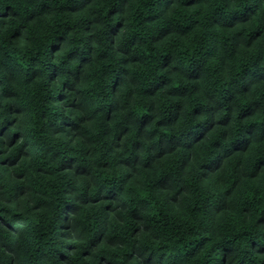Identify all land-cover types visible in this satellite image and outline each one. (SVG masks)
Returning a JSON list of instances; mask_svg holds the SVG:
<instances>
[{
  "label": "trees",
  "instance_id": "16d2710c",
  "mask_svg": "<svg viewBox=\"0 0 264 264\" xmlns=\"http://www.w3.org/2000/svg\"><path fill=\"white\" fill-rule=\"evenodd\" d=\"M236 4L0 0V29L9 28L7 40L0 42V67L10 74L17 66L29 69L42 56L52 58L24 81L42 101L31 127L41 137L74 133L78 142L86 133L84 143L95 145L85 151L23 140L22 132L12 131L23 114L18 104H9L0 120V136L11 131L10 139L0 141L7 144L0 148V193H10L9 203L39 191L32 183H12L11 172L4 174L37 148L39 158L17 171L16 181L43 178L55 186L59 180L67 185L61 189L65 193L74 177L102 181L94 197L85 189L81 203L98 209L103 222L86 247L68 244L62 261L79 249V257L91 264L88 258L104 246L107 254L96 264H153L158 257L175 264L181 255L199 264H232L230 258H238L236 264H264V10L257 0ZM87 9L91 16L79 15ZM45 18L40 32L28 35ZM97 24L102 25L98 33L90 34ZM20 39L25 48L31 42L26 57L8 47ZM129 83L142 87L130 89L123 103L109 99ZM4 94L18 95L7 89ZM69 100L75 117L53 109ZM82 107L91 114H79ZM110 132L112 138L105 139ZM146 135L154 145L143 143ZM162 141L167 149L153 155ZM93 153L97 159L85 163L83 157ZM141 159L144 180L130 188L133 172L124 170L139 173L135 166ZM115 168L120 171H109ZM68 173L72 177L66 179ZM169 191L175 195L169 197ZM127 192L136 193L131 202L124 198ZM47 203L37 199L32 205L34 223L39 224ZM61 204V212L69 209V201ZM171 205H179L184 231L174 224ZM71 210L78 212L80 206L72 204ZM11 211L0 207L5 214ZM208 217L216 225L212 234L201 224ZM0 223L16 230L7 215L0 216Z\"/></svg>",
  "mask_w": 264,
  "mask_h": 264
},
{
  "label": "clouds",
  "instance_id": "9594fccd",
  "mask_svg": "<svg viewBox=\"0 0 264 264\" xmlns=\"http://www.w3.org/2000/svg\"><path fill=\"white\" fill-rule=\"evenodd\" d=\"M63 2V0H61ZM257 4L264 10V0H257ZM109 7L111 5H108ZM230 7H237L236 0H229ZM92 7H97L93 5ZM80 16H91V9L85 10V12L80 13ZM99 15V13H97ZM61 17H58L60 19ZM71 22V16H67ZM119 17H117L118 19ZM20 21H16L19 23ZM45 21L39 22L34 25L32 31L28 35H35L40 32L41 26ZM102 25H95L92 29V33L97 34L98 30ZM9 33V28L0 29V42L7 40ZM95 43V41H93ZM31 42H29L28 48L24 47V40H16L9 42L8 47L19 53L20 56H27L30 54ZM119 46V41L117 43ZM114 51V50H113ZM119 56V54H116ZM4 59L0 56V60ZM51 57L42 56L40 61L32 65L29 69L17 66L11 73L4 71L3 67H0V120H3L7 116V107L9 104H18L22 107L23 114L17 118V125L12 131H20L23 135V140H28L30 142H37L43 139L46 142L56 145L57 147L63 148H83L85 151L90 148H94L95 145L92 143H84L87 140V134H81V140L78 142L74 139L75 134L72 135H62V136H52L49 132L46 136H38V130L31 127L32 124V113L36 111L42 101L39 97H34L31 94V90L25 86V79L32 70L43 69V67L51 61ZM56 62V61H52ZM166 72L169 70H165ZM142 85L139 84H126L119 92L109 99L114 102L123 103L126 99V93L130 89H139ZM12 90L18 95L15 98H9L5 96V90ZM71 100L65 102L64 104H57L53 106V109L58 112H64L70 117H75L77 115V110L69 109L68 104ZM98 103V101H97ZM96 104H92L91 109H94ZM128 109H124V113H127ZM79 114L90 115L91 110L88 107H82ZM9 119L11 117H8ZM92 127V125H88ZM106 127L111 128V125H106ZM11 131L7 136H0V141H6L10 139ZM111 132L105 139H111ZM145 145H154V140L150 135H146L143 139ZM167 141H162L158 146H154L152 149L153 155L159 150L167 149ZM0 148H7V144H0ZM80 154L82 153H75ZM119 156V150L113 153V157ZM39 158V149H35L32 156L24 161L22 165L16 169H4V174L7 176L9 172L12 173V183H32L34 189H39L35 194L30 193L26 197H20L13 200L11 203L8 202L10 193L4 191L0 193V207L10 208L12 211L5 214L0 212V216L7 215L8 220L15 224L16 230L9 231L8 228L0 223V264H85V258L79 257V249L76 252H68L65 259L62 261L60 255L67 252V245L71 243H79L81 247L87 246V240L90 233L95 230V228L103 222V218L100 216L98 209L93 206L85 205L81 203L84 196L85 189H87V195L89 197H94L99 191V185L102 183L100 180H96L93 177H74L70 182L73 184L67 193L63 192L62 187H67L62 181H56L55 186L51 182L44 180L43 178L37 180H25L16 181L15 173L17 171H22L29 168V164ZM97 157L93 153L89 157H83V161L88 163L90 161L96 160ZM143 159L141 163L136 165V168L140 169V172H134L133 168H127L125 172H133V182L130 188H135L136 184L144 180V170L142 168ZM30 170V169H29ZM109 171L119 172V168L110 169ZM102 174V173H98ZM149 177L152 176V172L147 173ZM187 175L184 173L181 175L180 180L182 182L183 176ZM72 177V173H68L66 179ZM51 188V190H49ZM178 190V189H177ZM103 194V193H101ZM135 192H127L125 194V199L131 202V198L135 196ZM167 195H175V191H169ZM159 198V197H157ZM37 199H42L47 201V206L41 209L40 222L39 224L34 223L36 213L32 210V205ZM61 201H69V209L64 212L60 211L62 207ZM72 204L80 206V211L74 212L71 210ZM58 205L60 207H58ZM134 206V205H133ZM179 205H171L172 219L175 225H180V231H184V221L178 219V212L176 211ZM19 212V216L14 217L13 213ZM203 227L209 229V234L215 229V222L212 218H203L201 220ZM154 231V230H153ZM149 239L152 238L153 233H146ZM170 235H175V233H170ZM104 246L95 250L94 255L90 259L91 264H96L100 255H106L104 252ZM39 249V251H37ZM68 257L72 259L69 260ZM232 264H236L238 258H230ZM264 259V258H262ZM153 264H171L168 257L156 258ZM175 264H199L198 260L183 257L182 255L175 260Z\"/></svg>",
  "mask_w": 264,
  "mask_h": 264
}]
</instances>
